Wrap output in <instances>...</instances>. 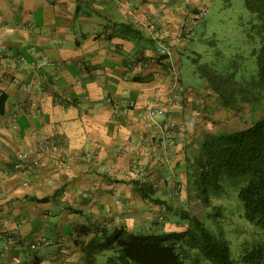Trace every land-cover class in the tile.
<instances>
[{
  "label": "crops",
  "instance_id": "crops-1",
  "mask_svg": "<svg viewBox=\"0 0 264 264\" xmlns=\"http://www.w3.org/2000/svg\"><path fill=\"white\" fill-rule=\"evenodd\" d=\"M211 1L0 0V231L14 238L2 252L0 234V264H83L95 228L160 231L151 224L160 206L134 193L132 178L183 203L173 185L185 184L189 158L215 119L200 107L204 86H173L187 44L178 33L193 30L194 11ZM123 22L154 47L115 35L111 24ZM163 46L165 66L154 61ZM154 98L173 103L155 124L144 116ZM170 120L184 130L160 148ZM43 137L62 150L39 152ZM39 238L47 242L29 250Z\"/></svg>",
  "mask_w": 264,
  "mask_h": 264
},
{
  "label": "trees",
  "instance_id": "trees-1",
  "mask_svg": "<svg viewBox=\"0 0 264 264\" xmlns=\"http://www.w3.org/2000/svg\"><path fill=\"white\" fill-rule=\"evenodd\" d=\"M244 6L254 20L250 28L258 37V47L251 52L256 71L249 75L239 72L234 59L223 64L219 53L216 54V64H198L196 69L204 80L200 87L206 89L200 104L203 112L214 116L216 111L222 116L227 110L240 111L247 106L252 117L241 128L222 132L218 130L221 125H217L218 116L215 121L208 117L215 129L203 134L197 153L189 158L191 167L185 184L178 182L173 189L177 194L174 196H179L182 191V196L187 192L190 197L192 194L188 191L193 186L199 201L208 207L210 194L221 192L224 178L242 182L237 196L243 217L264 232V0H244ZM111 27L117 36L135 43L143 42V48L154 47V40L144 37L131 23H112ZM168 55L157 50L154 61L165 66L163 60ZM143 59L147 57L143 56ZM176 72L179 82L178 70L173 72L172 82ZM210 100L212 104H209ZM131 183L132 191L141 199L160 206V212L164 214L160 220L151 223L155 226L161 224L157 227L160 231L140 234L127 232L122 227H113L111 231L105 227L95 228L82 247L84 264H264L263 245L247 250L235 261L230 257L222 234H215L206 227L201 220L202 214L188 209L187 199L184 198L183 203L177 206L171 205L166 199L154 196L156 187L153 183L135 178ZM48 199L39 200L44 202ZM170 216L175 219L169 221ZM167 222L171 223L165 224ZM164 225L174 229L162 231ZM0 234H3L4 241H14L6 230ZM39 243L41 241L28 242L27 248L35 249ZM32 244L34 248L30 247ZM1 250L5 252L2 246ZM103 251L111 254L104 262H96V256Z\"/></svg>",
  "mask_w": 264,
  "mask_h": 264
},
{
  "label": "rangeland",
  "instance_id": "rangeland-1",
  "mask_svg": "<svg viewBox=\"0 0 264 264\" xmlns=\"http://www.w3.org/2000/svg\"><path fill=\"white\" fill-rule=\"evenodd\" d=\"M204 9V15L199 18L192 33L185 40L187 44L179 58L181 85L197 90L204 83L196 69L197 65L216 64L218 53L223 64L234 59L239 72L249 75L256 71L254 56L251 52L258 47V37L250 28L254 20L246 10L244 0H212ZM217 114L218 112L215 111L214 119L217 118ZM250 117L252 113H249L247 106L240 111L227 110L221 118L220 116L217 118V125L221 124L218 130L222 132L227 129H239L250 121ZM241 184L242 182L237 183L224 178L221 192L215 195L210 194L208 207L199 201L193 186L191 191H188L192 194L190 197L187 192L185 196L183 195L188 200V209L190 208L193 213L202 214L201 220L205 226L215 234H222L227 241L230 257L235 261L239 260L247 250L258 245L264 246L262 229L243 217L242 205L237 196ZM163 197L168 201L166 194ZM168 218L169 221L175 219L172 216ZM137 222L135 224L140 226L141 223ZM34 241L47 242L43 238ZM110 254L109 251L99 253L95 258L96 262H104ZM82 261L84 264V260Z\"/></svg>",
  "mask_w": 264,
  "mask_h": 264
},
{
  "label": "built area",
  "instance_id": "built-area-1",
  "mask_svg": "<svg viewBox=\"0 0 264 264\" xmlns=\"http://www.w3.org/2000/svg\"><path fill=\"white\" fill-rule=\"evenodd\" d=\"M205 9L204 8H198L197 10L194 11L193 14V22L197 24L199 18L204 15ZM192 33V30L187 29V26H183L182 29H180L178 33V41L177 43H181L185 38H187L190 34ZM160 53H166L169 54V49L166 46H163L159 49ZM178 73H175V78L173 81V86H178ZM158 99L154 98L151 100L150 105L145 109L144 111V116L145 120L148 122L154 123V118L159 115H164L167 113H171L173 110V103L171 99H167L166 103L161 105V104H156V101ZM118 103L114 101V105H117ZM127 107H134V102L130 101L127 103ZM155 124V123H154ZM180 129L181 131L184 130L182 124H178L172 120L168 121L167 124L164 126V129L161 130V135L157 137L155 143L158 145L160 148H164L172 139V132L175 131L176 129ZM152 142H154L152 140ZM40 145L41 148L38 150L39 152L46 153L48 156H55L57 155L62 148L55 144L51 139L43 137L40 140ZM145 149H148L149 147L146 146L144 147ZM158 220H160V217H158ZM9 240H5L2 248L3 251H7L9 249ZM30 247L34 248V244H32Z\"/></svg>",
  "mask_w": 264,
  "mask_h": 264
}]
</instances>
